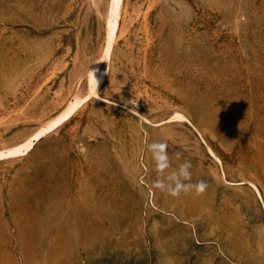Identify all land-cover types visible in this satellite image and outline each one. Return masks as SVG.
<instances>
[{"label":"rangeland","instance_id":"obj_1","mask_svg":"<svg viewBox=\"0 0 264 264\" xmlns=\"http://www.w3.org/2000/svg\"><path fill=\"white\" fill-rule=\"evenodd\" d=\"M108 1L0 0V150L86 95ZM104 66L0 161V264H264V0H123ZM151 142L205 192L154 189Z\"/></svg>","mask_w":264,"mask_h":264},{"label":"bare ground","instance_id":"obj_2","mask_svg":"<svg viewBox=\"0 0 264 264\" xmlns=\"http://www.w3.org/2000/svg\"><path fill=\"white\" fill-rule=\"evenodd\" d=\"M123 0H109L108 8L105 20V37H104V45L101 51L100 59L94 63L87 72V93L84 97H75L72 101H70L65 108L58 113L55 117L42 124L36 131H34L30 136L23 139L21 142L12 145L11 147H7L0 150V161L10 160V159H18L27 155L34 147L35 143L40 139L44 138L46 135L55 131L58 127L63 125L64 123L71 120L74 114L83 106V104L93 98L97 97V92L101 87L103 80L108 72L106 66L101 69V63H107L110 60L111 52L113 49V45L116 42L118 31H119V21L121 17V8H122ZM93 79L98 81V84L95 85L96 90L94 91ZM169 122H183L187 121V119L180 113H174ZM200 136V135H199ZM209 154L219 163V160L215 157L212 151L207 147ZM255 192L258 193L257 189L254 187ZM256 193V194H257ZM60 221V228L66 230L69 227H72V221L66 220ZM61 224V225H60ZM75 224V223H74ZM56 225V226H57ZM59 228V230H61ZM61 232V231H60ZM63 232V231H62ZM67 232V231H65ZM65 232L63 234L65 235ZM72 232V231H70ZM61 234V235H63ZM68 238V235H65ZM64 236V237H65ZM70 236V235H69ZM65 237V238H66ZM71 238V237H70ZM64 240V239H63ZM66 240V239H65Z\"/></svg>","mask_w":264,"mask_h":264},{"label":"clouds","instance_id":"obj_3","mask_svg":"<svg viewBox=\"0 0 264 264\" xmlns=\"http://www.w3.org/2000/svg\"><path fill=\"white\" fill-rule=\"evenodd\" d=\"M98 81L93 79L94 91ZM168 144L165 142H151L146 144V151L151 153V158L155 164L157 179L153 181L152 187L164 192L172 197H179L182 193L194 191L196 195H201L207 188V183L203 180L191 183L192 163L190 160H184L179 167L171 172V160L169 157ZM176 159H181V153H175Z\"/></svg>","mask_w":264,"mask_h":264}]
</instances>
